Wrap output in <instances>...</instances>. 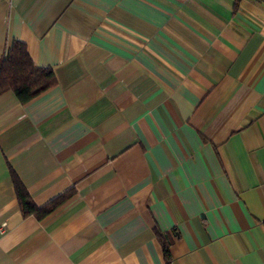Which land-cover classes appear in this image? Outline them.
Wrapping results in <instances>:
<instances>
[{
	"label": "crops",
	"instance_id": "obj_1",
	"mask_svg": "<svg viewBox=\"0 0 264 264\" xmlns=\"http://www.w3.org/2000/svg\"><path fill=\"white\" fill-rule=\"evenodd\" d=\"M15 41L56 84L0 94V264H264V0H0Z\"/></svg>",
	"mask_w": 264,
	"mask_h": 264
},
{
	"label": "trees",
	"instance_id": "obj_2",
	"mask_svg": "<svg viewBox=\"0 0 264 264\" xmlns=\"http://www.w3.org/2000/svg\"><path fill=\"white\" fill-rule=\"evenodd\" d=\"M55 84L56 76L53 69L35 65L26 44L21 41H15L6 57L0 59V94L11 90L25 104ZM12 180L24 215L43 218L72 194L67 192L49 204L38 207L16 174L12 175ZM165 251L167 254V243Z\"/></svg>",
	"mask_w": 264,
	"mask_h": 264
},
{
	"label": "built area",
	"instance_id": "obj_3",
	"mask_svg": "<svg viewBox=\"0 0 264 264\" xmlns=\"http://www.w3.org/2000/svg\"><path fill=\"white\" fill-rule=\"evenodd\" d=\"M2 232H4V230H1Z\"/></svg>",
	"mask_w": 264,
	"mask_h": 264
}]
</instances>
